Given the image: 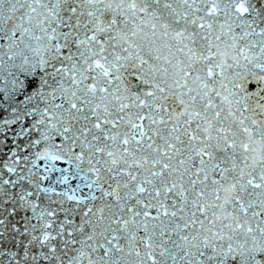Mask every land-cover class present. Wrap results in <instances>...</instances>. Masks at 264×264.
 I'll return each mask as SVG.
<instances>
[{"label":"snow or ice","instance_id":"snow-or-ice-1","mask_svg":"<svg viewBox=\"0 0 264 264\" xmlns=\"http://www.w3.org/2000/svg\"><path fill=\"white\" fill-rule=\"evenodd\" d=\"M0 264H264V0H0Z\"/></svg>","mask_w":264,"mask_h":264}]
</instances>
